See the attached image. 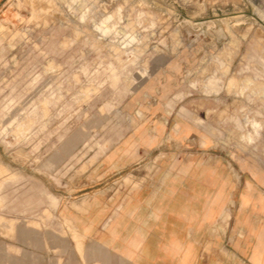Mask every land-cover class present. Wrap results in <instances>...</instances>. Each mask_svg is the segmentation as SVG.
Instances as JSON below:
<instances>
[{"label":"rangeland","instance_id":"rangeland-1","mask_svg":"<svg viewBox=\"0 0 264 264\" xmlns=\"http://www.w3.org/2000/svg\"><path fill=\"white\" fill-rule=\"evenodd\" d=\"M118 148L133 166L104 170ZM149 157L186 191L221 194L231 253L252 264L264 0H0V264H123L67 208L118 192Z\"/></svg>","mask_w":264,"mask_h":264},{"label":"crops","instance_id":"crops-1","mask_svg":"<svg viewBox=\"0 0 264 264\" xmlns=\"http://www.w3.org/2000/svg\"><path fill=\"white\" fill-rule=\"evenodd\" d=\"M124 150L106 155L101 167L116 172L118 164L125 169L133 166L134 162L123 165L128 161L121 159ZM144 161L118 192L93 191L69 203L67 216L78 231L123 264H237L231 252L238 232L233 230V218L224 230L221 194L186 191L174 181L168 161L151 157ZM50 200L55 209L53 195ZM224 250L229 256L223 255ZM251 262L264 264V246Z\"/></svg>","mask_w":264,"mask_h":264}]
</instances>
